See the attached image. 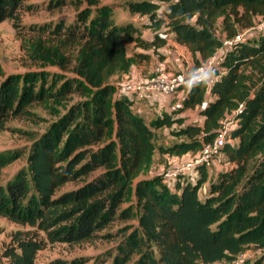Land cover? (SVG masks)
Listing matches in <instances>:
<instances>
[{"label": "trees", "instance_id": "obj_1", "mask_svg": "<svg viewBox=\"0 0 264 264\" xmlns=\"http://www.w3.org/2000/svg\"><path fill=\"white\" fill-rule=\"evenodd\" d=\"M24 1L0 0V22L10 19L21 27L19 10L31 7ZM86 3L75 22L50 32L72 53L65 58L74 79L52 78L47 84L46 74L5 73L0 65V131L29 113L33 103L87 96L42 134L30 136L26 150H0V175L25 159L0 184V216L29 226L12 234L0 252V264H36L46 242L109 237L100 232L117 219L135 225L123 229L129 231L114 252L53 258L44 264H213L233 261L246 248L259 251L251 264H264V30L232 43L212 87L179 90L180 101L148 123L135 111L134 98L113 95L111 77L127 73L133 61L143 58L140 53L127 56L126 44L135 38L113 20L109 5ZM130 8L148 14L152 23L164 21L165 33L187 48L193 67L211 57L223 40L264 20V0H168L164 20L155 15L153 1H136ZM137 43L156 49L165 37L155 32L151 40L139 38ZM185 109L196 110L201 123H185ZM227 119L233 121L230 137L236 141L221 149L231 166L219 172L217 181L201 188L203 167L196 181L184 180L179 187L181 177L169 185L164 176L145 175L153 160V129L170 128L172 135L182 137L160 149L181 156L211 142ZM80 180L76 187L61 190ZM131 197L135 201L123 205Z\"/></svg>", "mask_w": 264, "mask_h": 264}, {"label": "rangeland", "instance_id": "obj_2", "mask_svg": "<svg viewBox=\"0 0 264 264\" xmlns=\"http://www.w3.org/2000/svg\"><path fill=\"white\" fill-rule=\"evenodd\" d=\"M136 1L141 0H100V2L106 3L113 10V20L122 24L127 32L135 38L132 42L136 43L137 39H139L144 33H149L151 35L153 32L164 34L166 31L164 21L155 24L148 18V14H141L131 10L130 5ZM148 1L156 3L157 9L155 15L164 20V17L166 16L164 10L168 7V0ZM23 4L30 5L31 7L20 8L18 22L21 27L14 26L10 19H4L0 22V65L4 72H41L42 74L47 75V84L51 83L50 81L52 78L62 80L65 78L74 79L75 75L71 71L70 63L66 61L65 58L69 57V59H71L72 53L65 48V45H62L55 34H50V32L55 29V26L60 25L61 23L66 26L69 23L75 22L77 14L88 7L86 0H25ZM256 20L258 19L256 18ZM37 28H39V30H37ZM241 31L244 30H239V32ZM219 33L220 28L218 26L215 34L219 35ZM37 47L39 50L34 52V49ZM127 47V51L131 54V42L128 43ZM157 48H159L158 53L163 55V57L158 58V61L164 59L167 54L170 56V54H173V52L176 51V47L169 38L168 40H165L164 45L157 46ZM37 53L43 55L44 58L37 56ZM182 56L183 54L181 53L177 54L181 63L179 68L173 71V74L181 71L188 74L195 68L191 65L189 59L187 60ZM58 59H60V63L56 64ZM172 96L174 102L171 101V108L180 101L182 91H178ZM86 97L87 96L82 94H72L59 98H50L47 101L29 105L27 107L29 113L17 116L10 120L7 123L9 127L8 130L0 131V150H26L31 143L30 136H38L42 134L49 128L51 123L61 117L71 105L79 103ZM155 106L156 102H152L151 104L148 103L146 106L144 105L145 112H142L141 114L145 117V120L148 123L154 119L155 116L153 117V115L161 113L159 111H162L163 109V107ZM185 116L186 119H189L188 116L196 118V116L190 115L187 111L185 112ZM174 127H176V124H172L171 128ZM180 138L182 137H175L172 135L170 128L161 127L153 129V160L150 166L145 170V175L158 174L163 176V173L167 169L173 168L182 160L179 156L170 155L160 151V149H163ZM191 156L192 154H190V157ZM24 165L25 159L24 157H21L5 167L0 175V184H4L19 167ZM207 171L208 170H206V176L211 173L210 175H212V177H217V175L214 176L213 172ZM83 180H87V178ZM83 180L77 182L76 185L73 183H67L61 188V190L72 189L81 184ZM184 180L190 182L196 181L193 178L183 175V178L179 179L177 184L178 187L179 183H182ZM204 185L206 184L203 182L201 187L203 188ZM130 201L134 202V197L126 200L123 205L130 203ZM134 225L135 222L132 220L117 219L107 225L100 232L102 235L109 234V237H100L95 238L92 241L74 244L46 242L45 247L37 252L35 262L36 264H44L53 258L70 259L75 256L93 257L106 251L112 253L115 251L122 235L129 231L127 230L123 232V229L128 226H131L132 228ZM27 229H29V226L20 225L0 216V252L5 244L9 242L13 233L16 231H25ZM152 248L155 255H157L156 248L154 246ZM258 253L259 251L256 249L246 248L242 252V255L238 256L237 259L233 261L222 260L213 264H251V261L256 258ZM246 257H249L246 260L247 262H243V259Z\"/></svg>", "mask_w": 264, "mask_h": 264}, {"label": "built area", "instance_id": "obj_3", "mask_svg": "<svg viewBox=\"0 0 264 264\" xmlns=\"http://www.w3.org/2000/svg\"><path fill=\"white\" fill-rule=\"evenodd\" d=\"M264 30L263 20L253 25L251 28L245 29L238 33L233 38L225 39L221 47L206 61L195 67L193 71L200 68L214 67L216 69L217 79L222 75L219 64L223 59L225 51L236 40L256 36L260 31ZM162 64L155 68V72L148 77L137 78L133 81H128L116 86V94L125 95L139 101H151L159 95L172 96L184 87L183 78L186 74L181 71L170 76L161 74ZM180 88V89H179ZM208 89V87H206ZM233 121L225 120L218 128V133L211 142L203 143L201 148L188 159H182L173 168L167 169L163 176L168 184L172 185L178 177L183 178V175L196 180L199 176V168L203 167L208 170L215 161H220L226 164V168L231 164L222 152L224 143H235V139L230 137V128Z\"/></svg>", "mask_w": 264, "mask_h": 264}, {"label": "crops", "instance_id": "obj_4", "mask_svg": "<svg viewBox=\"0 0 264 264\" xmlns=\"http://www.w3.org/2000/svg\"><path fill=\"white\" fill-rule=\"evenodd\" d=\"M154 33L151 34H147L144 33L143 35H141V39L145 40V41H149L153 38ZM164 37L165 40L171 39L173 45L176 47V51L173 52V54H170V56H168V54L166 55V57L164 59H161L160 61H158V58L163 57V55L161 53H158L159 48L156 47H149V48H143L142 46H140L137 42H132V52L131 54L127 51V46L128 43L126 44V53L127 56H132L133 54H142V59H140L139 61H133L130 65V69L127 73H117L115 74L113 77H111V81L114 84V92L113 95L116 94V86L120 85L123 82H128V81H133L139 77H146L148 75L153 74V72H155V68L159 65L162 64V71L161 74L164 76H170L173 74V71L177 68H179L180 66V58L177 57V54L181 53L183 54V58L185 59H189V61L191 62V65L193 66V62H192V58L190 56L189 51L187 50V48L183 45L178 44L176 41L173 40L172 38V34L171 33H164ZM157 52V53H156ZM186 60V62H187ZM134 64V65H133ZM152 102H156V106L159 107H163L162 111L159 112H167L169 110H171L172 106L171 103L174 102L173 101V96H168V95H159L157 97H155L154 99L151 100ZM151 101H139V100H134L133 106L136 112H138L140 115H142V112H145V108L144 105L146 106L148 103L151 104ZM172 101V102H171ZM189 112L190 115H194L196 116V118L188 116L189 119H186L185 116V112ZM160 113H157L156 115H158ZM153 115V114H152ZM156 115H153L156 116ZM181 115L184 118V122L188 123H201V118L199 117V115L197 114L196 110L193 109H185ZM142 117L145 119V117L142 115ZM152 117V118H153ZM179 158L181 159H188L190 158V153L187 154H183L181 156H179ZM231 166V164L228 166V168ZM224 168H226V164L222 163L220 161H215V163L208 169V171H211L214 173V176L217 175V177H212V175H207L206 176V180L204 182V188H206L210 182H215L218 180V174L220 171H223ZM226 170V169H225ZM207 171V172H208ZM209 176V177H208ZM208 177V179H207ZM202 188V187H201Z\"/></svg>", "mask_w": 264, "mask_h": 264}, {"label": "clouds", "instance_id": "obj_5", "mask_svg": "<svg viewBox=\"0 0 264 264\" xmlns=\"http://www.w3.org/2000/svg\"><path fill=\"white\" fill-rule=\"evenodd\" d=\"M216 80V69L214 67H206L186 74L183 78V84L187 91L191 92L199 87H212Z\"/></svg>", "mask_w": 264, "mask_h": 264}]
</instances>
